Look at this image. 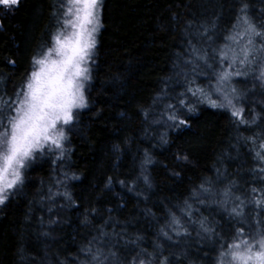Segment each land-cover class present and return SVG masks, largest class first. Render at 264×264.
Listing matches in <instances>:
<instances>
[{"label": "trees", "instance_id": "1", "mask_svg": "<svg viewBox=\"0 0 264 264\" xmlns=\"http://www.w3.org/2000/svg\"><path fill=\"white\" fill-rule=\"evenodd\" d=\"M54 5L57 0L0 6V97L13 96L34 68L33 57L51 46L59 27ZM242 5L253 23L264 24V0L102 1L87 107L76 111L63 158H38L16 194L0 205V264H89L82 251L88 247L101 248L105 264L147 261L143 251L171 264H215L218 245L197 221L207 218L227 236L239 218L210 198L200 204L190 196L206 179L216 189L234 182L242 199L253 195V187L264 188L258 171L264 162L256 156L264 142V86L256 83V72L253 89L242 94L241 79H234L248 125L235 123L228 110L200 104L186 117L188 126L177 130L162 115L169 99L154 101L165 89L168 97L184 90L176 66L190 70L184 65L191 59L189 41L211 57L239 26ZM205 30L211 40L201 35ZM201 69L196 84L207 88L213 72ZM146 153L151 163L144 162ZM186 200L193 215L181 221L188 235L177 236L169 212L180 216ZM244 213L246 232L264 220L252 204Z\"/></svg>", "mask_w": 264, "mask_h": 264}, {"label": "snow or ice", "instance_id": "2", "mask_svg": "<svg viewBox=\"0 0 264 264\" xmlns=\"http://www.w3.org/2000/svg\"><path fill=\"white\" fill-rule=\"evenodd\" d=\"M19 0H0V5L16 6ZM52 15L59 26L52 35L51 46L33 57V70L21 88L10 97H0V205H4L23 185L25 171L45 155H56L62 159L67 151V132L74 123L75 110L87 107L85 97L86 82L91 80V64L97 46L96 34L101 27L100 12L102 0H57ZM247 5H242L234 31L225 38L226 43L212 49V55L206 49L191 46V59L184 60L189 71L180 68L176 75L184 77V90L168 97L167 89L158 95L154 103L168 98L163 116L170 122L169 127L180 129L188 126L186 117L197 112V105L207 104L211 108L228 110L238 125H248L245 109L242 106V94L234 86L233 80L249 73L264 81V24L253 23L246 15ZM211 40L208 31L201 34ZM44 47V46H42ZM213 60V63L209 61ZM14 64V61H9ZM201 64L212 70L215 83L209 82L207 88L196 84V74ZM218 68V70H217ZM147 116V112L145 113ZM254 123L255 121H251ZM251 139L256 144V139ZM257 158L264 162V142L259 144ZM151 163L147 157L144 161ZM264 173V167L258 169ZM148 182V177H144ZM205 185H208L207 187ZM234 182L223 189H216L210 179H206L194 189L190 199L200 204L210 198L233 218H239L240 225L225 236L217 233L207 218H201L200 230L205 238H211L218 247L215 264H264V220H257L255 228L248 225L245 231L244 208L252 204L264 214V188L253 187L250 198L242 199L233 192ZM259 193V195H255ZM66 198L70 195L65 192ZM229 204L232 206L229 208ZM177 216L170 211L169 227L175 235H188L182 219H191L193 205L187 200ZM183 229V232H181ZM162 234L172 239L163 230ZM91 243V242H90ZM89 264H105L108 259L101 248L95 251L91 247L82 250ZM147 261L134 257L131 264H153L157 258L143 251ZM110 255H115L111 253ZM157 264H171L167 257L157 260Z\"/></svg>", "mask_w": 264, "mask_h": 264}, {"label": "rangeland", "instance_id": "3", "mask_svg": "<svg viewBox=\"0 0 264 264\" xmlns=\"http://www.w3.org/2000/svg\"><path fill=\"white\" fill-rule=\"evenodd\" d=\"M103 1V0H102ZM2 8H4V9H7V10H9V9H12L14 6H4V5H0ZM96 40H97V34H96ZM39 58V57H38ZM33 70H35V68H33L32 69V71ZM217 70H218V68H217ZM31 71V72H32ZM258 73V72H257ZM31 74V73H30ZM30 76V75H29ZM251 76H253L254 78H255V76H256V73H255V75L253 74V73H249L247 76H238V77H235L234 79H241V80H239V84H242V87H239V90L240 91H242V94H244V92H245V88L246 87H250V89H253V82H255L256 81V83L259 85V86H261L262 84H263V86H264V81H261V80H259V79H255V81H253L254 79H252V77ZM211 81H213V83H215V80H211ZM242 81V82H241ZM87 83V82H86ZM206 84H209V83H207L206 82ZM233 84H234V86L236 87V81L235 80H233ZM248 85H250V86H248ZM260 98H262V97H260ZM263 101H264V97H263ZM78 110H80V109H78ZM78 110H75V112L76 111H78Z\"/></svg>", "mask_w": 264, "mask_h": 264}]
</instances>
